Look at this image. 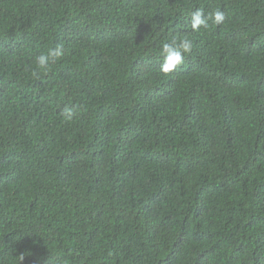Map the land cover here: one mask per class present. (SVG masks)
<instances>
[{"label":"trees","instance_id":"obj_1","mask_svg":"<svg viewBox=\"0 0 264 264\" xmlns=\"http://www.w3.org/2000/svg\"><path fill=\"white\" fill-rule=\"evenodd\" d=\"M0 264H264V0H0Z\"/></svg>","mask_w":264,"mask_h":264},{"label":"clouds","instance_id":"obj_2","mask_svg":"<svg viewBox=\"0 0 264 264\" xmlns=\"http://www.w3.org/2000/svg\"><path fill=\"white\" fill-rule=\"evenodd\" d=\"M225 13L220 9H216L205 15L201 8H197L190 13V24L193 31H199L202 27L207 28L209 24L220 25L225 21ZM192 50V41L188 38L176 39L173 38L170 42H164L160 48L161 64L159 71L162 73L172 72L178 65H181L184 58ZM64 55V48L62 44L50 48L46 54H41L35 58V63L38 69L47 71L51 63ZM63 118L65 121L72 120L73 111L65 107L63 110ZM21 259L23 257L21 256Z\"/></svg>","mask_w":264,"mask_h":264}]
</instances>
